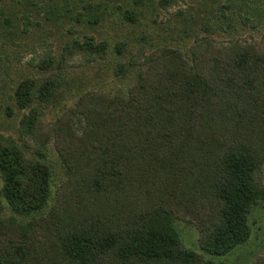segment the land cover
Masks as SVG:
<instances>
[{"label": "trees", "instance_id": "trees-1", "mask_svg": "<svg viewBox=\"0 0 264 264\" xmlns=\"http://www.w3.org/2000/svg\"><path fill=\"white\" fill-rule=\"evenodd\" d=\"M4 1L6 38L18 20L4 16ZM125 45L115 47L113 72L134 74V86L112 97L82 94L38 143L42 112L34 105L66 87L60 68L74 54L104 60L107 45L72 40L47 78L14 88L17 108L28 112L18 140L0 138V197L12 213L0 226V264H212L182 247L173 222L186 216L201 222L200 246L212 257L248 240L249 214L264 202V48L206 42L189 55L166 47L121 61ZM52 64L43 61L44 69Z\"/></svg>", "mask_w": 264, "mask_h": 264}, {"label": "rangeland", "instance_id": "rangeland-1", "mask_svg": "<svg viewBox=\"0 0 264 264\" xmlns=\"http://www.w3.org/2000/svg\"><path fill=\"white\" fill-rule=\"evenodd\" d=\"M34 3L35 6L19 7L5 0L1 7L5 17L18 21L17 28L4 27L13 32L11 37L3 38L0 27V138L18 140L19 121L28 112L17 108L14 88L25 78H47L51 69L56 70L63 48L72 40L92 38L94 43H104L107 56L89 64L78 54L68 58L60 68L66 87L50 103L34 105L42 112L37 143L39 134L61 113L72 109L82 94L95 92L112 97L134 86V74L125 80L114 75V65L119 62L115 54L118 43L126 44L121 61L150 57L166 47L189 55L198 52L196 46L206 42L214 47L238 43L264 48V0H175L167 6L161 0L136 3L133 0H34ZM38 4L41 8L36 9ZM56 8L61 10L60 14L49 19V11ZM25 9L29 11L24 12ZM127 11L133 12L134 20L128 19ZM22 14L27 15L26 20L19 19ZM49 57L53 64L44 69L43 61ZM26 140L32 145L31 150L37 147L30 138ZM31 150L29 154L33 153ZM57 162L56 155L49 157L48 163H54V169L58 168ZM55 177L54 183L60 181L61 174ZM257 180L264 189V161ZM11 216L6 201L0 197V226ZM248 220L251 229L248 240L220 257H212L201 248L199 220L186 216L173 225L182 247L203 260L212 264H259L264 260L263 201L253 207ZM1 234L0 227V237Z\"/></svg>", "mask_w": 264, "mask_h": 264}]
</instances>
